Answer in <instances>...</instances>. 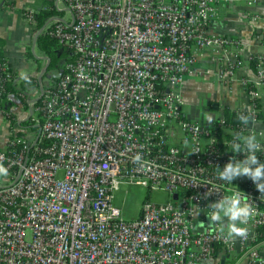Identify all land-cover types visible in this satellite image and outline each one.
Masks as SVG:
<instances>
[{"label":"built area","instance_id":"built-area-1","mask_svg":"<svg viewBox=\"0 0 264 264\" xmlns=\"http://www.w3.org/2000/svg\"><path fill=\"white\" fill-rule=\"evenodd\" d=\"M254 1L54 0L60 14L42 34L65 59L39 105L28 102L34 132L11 131L0 148L8 174L0 183V264H213L235 254L243 264H264V194L249 177L218 178L230 158L247 155L242 141L234 153L237 135L254 134L264 162L256 127L264 58L254 59V79H239L247 105L236 113L249 115L248 124L223 113L205 124L191 120L181 93L207 49L218 80H233L242 64L239 43L228 49L210 23L219 5ZM34 14L23 13L31 31ZM12 75L0 62V95ZM122 180L169 198L144 200L134 220L116 218L112 192ZM236 192L254 213L246 237L225 240L210 224L209 206Z\"/></svg>","mask_w":264,"mask_h":264},{"label":"crops","instance_id":"crops-1","mask_svg":"<svg viewBox=\"0 0 264 264\" xmlns=\"http://www.w3.org/2000/svg\"><path fill=\"white\" fill-rule=\"evenodd\" d=\"M19 0H0V39L3 40L2 53L9 64V68L16 75L19 81L21 77L35 75L30 69V58L27 56V48L32 42L33 33L26 25L23 13L27 9L23 4H18L21 10L15 6ZM31 2V0H30ZM45 2L42 4H34L28 10L38 11L44 8ZM249 11L254 16H259L262 19L253 21L250 16L246 15ZM258 30L260 33H258ZM210 31L215 34L223 35L228 39V49H234L236 43H239L238 58L242 64L236 69L233 80L225 84L218 80L217 70L218 64L211 61V50L203 51L202 57H197L194 63L192 73L184 77L181 93L183 95L188 92L194 94L196 87L204 88L207 91L206 102L210 104L213 111H219L221 114L224 109L241 110L246 107L247 99L245 98L243 89L239 83L240 78H255V70L251 66V61L255 58H264V0H255L250 7L244 3H225L219 5L218 19L210 23ZM8 102L5 106L7 110H11L13 97L8 96ZM27 101V109L29 110ZM32 102V101H31ZM216 103V108L214 106ZM18 109V108H17ZM27 110V111H28ZM20 115L18 113L10 115L13 119L15 127L11 126V131L26 129L27 126H22L21 123L27 120L28 113ZM220 114V115H221ZM215 116V115H214ZM213 117V116H211ZM213 117L211 119L217 118ZM193 120V119H191ZM202 124L207 123L208 118L194 119ZM258 130L264 137V97L261 107V115L256 124ZM5 142L0 143V148H4ZM6 176H0V183L7 180ZM261 258L264 259V247L260 250ZM244 260L239 255H224L216 258L213 264H243Z\"/></svg>","mask_w":264,"mask_h":264},{"label":"rangeland","instance_id":"rangeland-1","mask_svg":"<svg viewBox=\"0 0 264 264\" xmlns=\"http://www.w3.org/2000/svg\"><path fill=\"white\" fill-rule=\"evenodd\" d=\"M43 2H45V0H31V2L30 0H19L17 3L15 2V6L21 10V7L18 6L23 4L26 6L24 9L28 10L30 7H33L34 4H42ZM59 2H63V0H59ZM43 6H45V3ZM33 11L37 13V11ZM35 33L32 32L33 37ZM27 51L29 52V55L27 53V56L30 58L31 63L30 69L34 72L33 74H35L32 75L34 80L33 83H21L20 81L21 84L18 85V92L11 96V98L13 97L14 99L12 104L13 107H11V110L9 109V111L6 108L7 113H10V115L18 112L19 115L21 113L25 114L28 110L26 102L36 99L39 95L40 86L43 87L54 80L60 69L59 67H56L42 73L46 63V60L44 59V57H46L45 54L38 48L36 43L35 46L32 47V42L29 44ZM58 51L62 52V49L59 47ZM58 63H62V58L59 59ZM39 75H41L40 80L38 79ZM193 92L194 94L192 92H188L185 95L182 94L184 99V106L182 110L189 119H203L206 117L209 120L213 117H220L222 115L219 111H213L210 104L206 102V89L196 87ZM27 113L30 114V110H28ZM10 115L7 116L0 112V143L5 142V140L9 137L11 132L10 127L14 125L13 119ZM34 126L35 124L31 127L27 126L26 130H29L30 128V130L34 132ZM13 127H15V125ZM146 198L153 202L162 203L166 202L169 197L166 193L161 191L149 192L148 189L135 183V181L122 180L118 182L112 192V212L114 217L124 220L136 219L140 213L142 203L146 200Z\"/></svg>","mask_w":264,"mask_h":264},{"label":"clouds","instance_id":"clouds-1","mask_svg":"<svg viewBox=\"0 0 264 264\" xmlns=\"http://www.w3.org/2000/svg\"><path fill=\"white\" fill-rule=\"evenodd\" d=\"M239 120L248 124L251 117L241 113ZM238 141L243 142V148L247 155H244L243 160L230 158L223 170L218 172V178L232 183L237 177H249L257 189L264 194V162H261L256 156V152L262 149V145L257 141L254 134L237 135L232 143L233 151L237 154L241 153V143ZM6 175L7 169L0 165V176ZM209 208L212 209L208 216L211 221L210 224L218 226L219 234L223 239L234 240L236 237L243 238L248 235L247 225L253 216L254 209L249 202L244 200L240 192L231 196H223L218 202L212 203ZM195 214H199V210Z\"/></svg>","mask_w":264,"mask_h":264},{"label":"trees","instance_id":"trees-1","mask_svg":"<svg viewBox=\"0 0 264 264\" xmlns=\"http://www.w3.org/2000/svg\"><path fill=\"white\" fill-rule=\"evenodd\" d=\"M58 14H60V12L54 7L53 0H45V7L38 10L37 13L34 14V19L36 21L35 32L39 28H41L48 19H50L51 17H54L55 15H58ZM36 44H37L38 48L45 54V56L47 58H49V64H48L46 71H49L50 69H54L56 67H59L61 69L62 63L59 64L58 61L60 58H62V61H64L66 54L63 50H62V52L58 51V48L59 47L61 48V46L56 42V40L48 37L46 35V33H43L37 37ZM2 46H3V40L0 39V62H6L7 60L4 58L3 53H2ZM27 53L29 55L28 51H27ZM256 63L257 62L255 60L251 61V66L254 70L256 67ZM11 79L12 80L5 87V91L0 95V107H5V105L8 102V100H7L8 96H10V95L12 96L13 94L18 92V90H19L18 85L19 84H21L22 82L33 83L34 77H32V76L21 77V83H20V81L18 80L16 75L13 73ZM39 103H40V99H38L34 104L39 105ZM223 115L226 119H230V118H235L239 114H237L236 111H234V110L224 109ZM32 125H33V122L31 121V117L29 115H28L27 120H24L21 123V127L22 126L31 127ZM23 130H25V129H19V130L15 131V133L20 135L23 133ZM147 198H148V196H147ZM260 231H264V228H262Z\"/></svg>","mask_w":264,"mask_h":264},{"label":"water","instance_id":"water-1","mask_svg":"<svg viewBox=\"0 0 264 264\" xmlns=\"http://www.w3.org/2000/svg\"><path fill=\"white\" fill-rule=\"evenodd\" d=\"M49 21H50V19L47 20V21L45 22V24H44L41 28H39V29L36 31V33H35V35H34V37H33V40H32V47L35 46V43H36V39H37V37L43 32L44 27L48 24ZM258 33H260L259 30H258ZM44 59L46 60V63H45V66H44V69H43L42 73L46 71V69H47V67H48V64H49V58L44 57ZM40 78H41V75H39L38 79L40 80ZM42 90H43V89H42V86H40V88H39V95H38V97H37L36 99H34L32 102H36L38 99L41 98ZM214 106H215V108H216V103H214ZM174 197H176V195H174Z\"/></svg>","mask_w":264,"mask_h":264},{"label":"flooded vegetation","instance_id":"flooded-vegetation-1","mask_svg":"<svg viewBox=\"0 0 264 264\" xmlns=\"http://www.w3.org/2000/svg\"><path fill=\"white\" fill-rule=\"evenodd\" d=\"M47 70V69H46Z\"/></svg>","mask_w":264,"mask_h":264}]
</instances>
